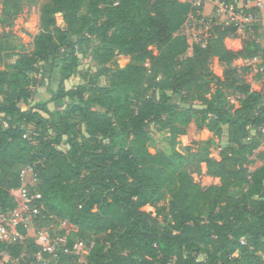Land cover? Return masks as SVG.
<instances>
[{"label":"trees","instance_id":"trees-1","mask_svg":"<svg viewBox=\"0 0 264 264\" xmlns=\"http://www.w3.org/2000/svg\"><path fill=\"white\" fill-rule=\"evenodd\" d=\"M1 4V209L16 206L19 170L35 163L43 216L38 226L53 233L55 226L46 223L66 222L69 244L93 242L85 264H264V151L257 157L261 164L250 168L264 145V91L245 81L250 65L231 66L259 58L255 76L262 78L264 49L256 40L228 47L224 39L236 27L219 25L188 54V40L177 35L196 13L187 1L48 0L39 6L27 53L13 27L37 0ZM92 39L98 40L91 50L96 74L65 88ZM118 54L130 62L120 67ZM213 57L226 65L223 80L209 68ZM44 69L56 85L48 101L58 109L50 110L48 101L31 103ZM100 76L105 85L97 83ZM192 121L216 136L227 127L219 161L210 156L213 140L187 155L176 149ZM151 124L157 139L147 130ZM27 125L35 131L28 133ZM191 163L204 164L220 184L200 186ZM27 243V251L35 249ZM23 248L10 247L14 254ZM65 261L73 262L67 257L60 264Z\"/></svg>","mask_w":264,"mask_h":264},{"label":"rangeland","instance_id":"rangeland-1","mask_svg":"<svg viewBox=\"0 0 264 264\" xmlns=\"http://www.w3.org/2000/svg\"><path fill=\"white\" fill-rule=\"evenodd\" d=\"M0 0V16H1V9L2 4ZM48 0H37V4L30 7H25L21 13V15L18 17L16 23L14 24L13 31L14 33L19 37V40L25 45L24 52H31L33 49L32 39L33 36L38 31V11L39 6L46 3ZM180 1H187L189 3H195V0H180ZM202 5L200 9H198L197 13H189L185 22L183 25L179 28L177 31V35L183 36L188 40V43H194V42H205L207 38H209V35L212 33L215 26L219 25H225L224 21L227 19L226 15L223 14V12L219 9L218 4L215 1H206L207 5L205 6V2L201 0ZM254 2L253 4H255ZM204 5V6H203ZM241 8H237L236 15L237 19L231 21L232 26L236 27V31L229 35V37L224 39V43L228 47H232L235 49H240L244 42L247 39L250 40H256L261 47L264 49V0H261L260 2V8L258 9V12L251 13L252 19L250 21H243V19L248 15L245 11H247V8L243 7V3L240 4ZM252 7V6H251ZM250 7V8H251ZM191 14L192 18L189 17ZM56 23L60 27H64V22L62 20V15L57 14L56 15ZM205 25H208V28L205 27ZM0 32H2V27L0 25ZM98 40L92 39L89 44V49L85 52L80 54L79 58V66L76 70V73L71 76L69 79L65 80L64 87L65 88H71L76 86L77 84L86 83L89 77H92L96 74L98 70V65L93 59L92 56V48L97 45ZM188 54H191V46L189 45ZM15 57L7 58L6 62L11 63L13 62ZM116 63L120 67L126 66L130 60L128 57L118 54L115 57ZM260 63L259 58L256 60H242L237 59L234 60L231 63L232 67H240L243 65H250L252 67L251 71H248L245 74V81L248 82L253 89H262L264 91V75L262 78L257 79L256 73L259 70L258 64ZM4 64L0 62V68H3ZM209 68L210 70L219 77L221 80L224 78V71L226 70V65L224 63H221L218 61L217 57H213L209 62ZM48 70L44 69L43 71V77L42 83H40V77L37 78L36 85L32 88L34 91L32 102L35 101H48L51 97V90H54L56 88L55 83H50V79L48 78ZM40 83V84H39ZM97 83L99 85H105L106 79L105 77H98ZM215 86H212V91H214ZM227 97L236 102L234 97L232 96V93L228 90H226ZM174 99L177 101L178 97L175 96ZM48 108L50 110L52 109H58L60 108L59 105H55V103L48 101ZM44 116H47L43 113ZM222 135L216 136L212 132L207 131L206 129H198L195 122L192 121L186 128V134L183 136H180L178 138L179 143L176 146V149L184 154L187 155L188 153L196 152L198 149V145L202 142L213 140L214 145L210 147V156L215 159L216 161H219L221 159V156L219 154L220 150L228 144V136H227V127L223 126ZM26 129L28 133H31L35 131V127L33 125H27ZM148 132L157 139L159 137V133L157 132V128L154 124H151L147 127ZM157 146L158 143H156ZM60 148L64 149V146H60ZM156 150V147L152 145L149 148V151L151 153H154ZM264 151V145H261L259 149H257L254 152L253 158L256 160L255 165H251L250 168H255L256 166L261 164V160L257 157L261 155ZM189 171L191 173V176L193 177L194 181L198 183L202 187H206L209 185H218L220 184V179L218 177L211 176L207 173L206 167L204 164L200 166H196L194 163H191L189 165ZM161 206L167 205V200L161 201L159 203ZM40 221L38 222V225ZM46 225H54L55 228L53 230L60 232L65 231V227H72L69 224H66L65 222H59L57 220L55 221H49V223H46ZM69 229V228H68ZM61 233V232H60ZM83 241V240H82ZM76 256H72V259H74ZM85 257L83 253L82 255L78 256V259H74L72 263L65 261L64 264H85ZM67 259V256H61V259ZM70 259V258H69ZM70 259V261L72 260Z\"/></svg>","mask_w":264,"mask_h":264},{"label":"built area","instance_id":"built-area-1","mask_svg":"<svg viewBox=\"0 0 264 264\" xmlns=\"http://www.w3.org/2000/svg\"><path fill=\"white\" fill-rule=\"evenodd\" d=\"M213 1L226 15L225 25H230L231 21L238 18L236 10L241 8V3L247 9L251 6L259 9L261 2V0ZM254 2L256 3L253 4ZM191 5L197 13L202 2L195 0V3H191ZM189 17L192 18L191 14ZM251 19L252 14L249 13L243 21H250ZM205 27L208 28V25ZM188 44L192 45L191 43ZM256 59L253 58L252 60ZM262 130L264 131V128ZM19 178L20 187L12 191L16 206L6 210L0 208V244L2 245V247L0 246V264H60L61 256H67L70 259L72 256H76L74 259H78L82 253L85 256L93 242L87 244L85 241L75 240L69 244L67 235L72 227H65L64 233L55 230L50 233L49 228L38 226V222L43 216L41 193L36 190L38 176L35 163L22 166L19 170ZM29 239L35 246L32 251H27V240ZM18 246L24 248L18 254H14L10 247Z\"/></svg>","mask_w":264,"mask_h":264},{"label":"crops","instance_id":"crops-1","mask_svg":"<svg viewBox=\"0 0 264 264\" xmlns=\"http://www.w3.org/2000/svg\"><path fill=\"white\" fill-rule=\"evenodd\" d=\"M206 4H205V6L207 5V2H205Z\"/></svg>","mask_w":264,"mask_h":264}]
</instances>
